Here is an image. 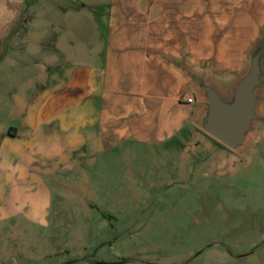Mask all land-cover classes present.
Segmentation results:
<instances>
[{
    "label": "rangeland",
    "instance_id": "1",
    "mask_svg": "<svg viewBox=\"0 0 264 264\" xmlns=\"http://www.w3.org/2000/svg\"><path fill=\"white\" fill-rule=\"evenodd\" d=\"M16 1L0 40V144L16 103L49 88L70 92L75 122L64 155L45 142L46 109L36 141L0 145V264H264V87L243 155L190 125L162 143L100 135L89 108L121 25L164 23L166 60L228 87L264 29V0Z\"/></svg>",
    "mask_w": 264,
    "mask_h": 264
},
{
    "label": "crops",
    "instance_id": "2",
    "mask_svg": "<svg viewBox=\"0 0 264 264\" xmlns=\"http://www.w3.org/2000/svg\"><path fill=\"white\" fill-rule=\"evenodd\" d=\"M17 4L16 0H0V28L4 30L0 40L19 17ZM110 46L111 54L104 68L98 69L99 82L96 88L101 102L88 105L95 110L93 119L99 125V134L162 143L179 135L184 126L190 125L194 136L197 128L192 119L197 111L198 97L183 70L185 67L191 68V65L184 68L180 66L183 56L177 60H166V25H161L158 20L150 25H121ZM77 77L82 80V73ZM76 83L77 80L75 82L68 75L65 76L63 87L72 89ZM55 91L56 88H49L29 102L24 97L16 103L15 125L9 126L2 135L1 141L5 147L8 140L20 137H25L28 142L36 141L39 121L44 118L39 116V112L46 109L43 122L54 129L50 130L45 142H54L55 138L58 145L56 152L63 154L69 145L70 123L75 121H71L69 102H64L70 92L65 98L61 94L56 95ZM189 97L193 99L191 103L186 101ZM84 115L78 114V125L84 121ZM73 137L80 141V131L73 132ZM0 165L2 170L3 164ZM13 188L11 186L9 189Z\"/></svg>",
    "mask_w": 264,
    "mask_h": 264
},
{
    "label": "water",
    "instance_id": "3",
    "mask_svg": "<svg viewBox=\"0 0 264 264\" xmlns=\"http://www.w3.org/2000/svg\"><path fill=\"white\" fill-rule=\"evenodd\" d=\"M183 70L198 97L193 125L222 146L243 155L261 120L264 29L248 51L246 67L228 87H218L208 72L198 74L189 67Z\"/></svg>",
    "mask_w": 264,
    "mask_h": 264
},
{
    "label": "built area",
    "instance_id": "4",
    "mask_svg": "<svg viewBox=\"0 0 264 264\" xmlns=\"http://www.w3.org/2000/svg\"><path fill=\"white\" fill-rule=\"evenodd\" d=\"M186 101H187L188 103H191V102L193 101V99H192L191 97H189V98L186 99Z\"/></svg>",
    "mask_w": 264,
    "mask_h": 264
},
{
    "label": "trees",
    "instance_id": "5",
    "mask_svg": "<svg viewBox=\"0 0 264 264\" xmlns=\"http://www.w3.org/2000/svg\"><path fill=\"white\" fill-rule=\"evenodd\" d=\"M218 146L222 147L220 144L217 143Z\"/></svg>",
    "mask_w": 264,
    "mask_h": 264
}]
</instances>
